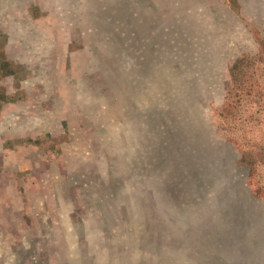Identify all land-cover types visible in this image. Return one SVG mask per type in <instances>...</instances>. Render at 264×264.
I'll return each instance as SVG.
<instances>
[{"label":"rangeland","instance_id":"1","mask_svg":"<svg viewBox=\"0 0 264 264\" xmlns=\"http://www.w3.org/2000/svg\"><path fill=\"white\" fill-rule=\"evenodd\" d=\"M0 264H264V0H0Z\"/></svg>","mask_w":264,"mask_h":264}]
</instances>
